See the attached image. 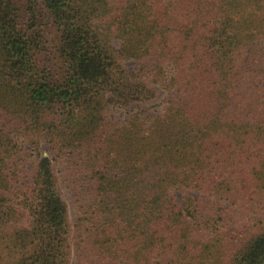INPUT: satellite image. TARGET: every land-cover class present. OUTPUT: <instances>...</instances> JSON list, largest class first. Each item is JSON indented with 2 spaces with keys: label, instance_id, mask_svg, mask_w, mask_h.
<instances>
[{
  "label": "trees",
  "instance_id": "16d2710c",
  "mask_svg": "<svg viewBox=\"0 0 264 264\" xmlns=\"http://www.w3.org/2000/svg\"><path fill=\"white\" fill-rule=\"evenodd\" d=\"M0 264H264V0H0Z\"/></svg>",
  "mask_w": 264,
  "mask_h": 264
},
{
  "label": "rangeland",
  "instance_id": "374dc122",
  "mask_svg": "<svg viewBox=\"0 0 264 264\" xmlns=\"http://www.w3.org/2000/svg\"><path fill=\"white\" fill-rule=\"evenodd\" d=\"M114 42L116 46L119 47V44H120L119 41H114ZM124 65L128 69V71L138 69L137 62L134 60L125 61ZM170 95L171 94L168 93L164 88L159 87V92H158L157 97L153 99L152 101L141 104V107H147L148 113L153 115L163 110L165 101L168 97H170ZM137 109H138L137 104H134V105H131L126 110L113 109L112 112L118 119L123 120L125 119L126 115L129 112L136 111ZM24 147H25V155H24V160L22 161V169L24 171H26L27 168L33 166L35 164V161L38 160V158H41L44 155H51L49 143L44 138L41 140L39 152H35L33 149L29 147L27 143L24 144ZM54 166L60 175V178H59L60 192L69 205L70 217H71V220L74 221L76 217L78 216V211H79V206H80V191L77 190L80 188L77 185H76V188L70 186V184L63 179V174L60 172L61 167L57 164H54ZM187 193L198 194L200 192L196 190H185V191L176 190V196H177L178 201L182 200L184 195Z\"/></svg>",
  "mask_w": 264,
  "mask_h": 264
}]
</instances>
